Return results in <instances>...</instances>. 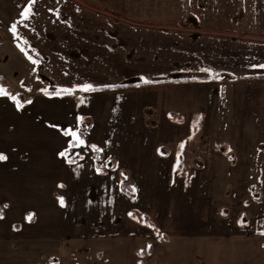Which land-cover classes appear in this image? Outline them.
Instances as JSON below:
<instances>
[{"label": "crops", "instance_id": "0c3cea01", "mask_svg": "<svg viewBox=\"0 0 264 264\" xmlns=\"http://www.w3.org/2000/svg\"><path fill=\"white\" fill-rule=\"evenodd\" d=\"M11 1L0 264L263 262L264 0Z\"/></svg>", "mask_w": 264, "mask_h": 264}, {"label": "snow or ice", "instance_id": "6c2138e0", "mask_svg": "<svg viewBox=\"0 0 264 264\" xmlns=\"http://www.w3.org/2000/svg\"><path fill=\"white\" fill-rule=\"evenodd\" d=\"M30 10H31V3H29V5L25 8V10L21 13L22 17L26 19L28 17V15H29ZM21 22H23V21H21ZM11 30L13 32L16 31V25L15 24L12 26V29ZM29 59H31V57H29ZM259 67L264 68V65H259ZM202 71H210V70H208V69H202ZM144 82L145 83H148L149 81L145 80ZM81 90L86 91V92L87 91H95L93 85H91V84H84V85H82L81 86ZM64 91L71 92L72 90L65 89ZM0 95H8V93H6L3 89H0ZM12 99L13 100H16V97H12ZM29 103H31V101H29ZM17 107H22V105L17 104ZM65 134L66 135H71L72 137H74L75 138L76 145H82V144H84V141L79 138V135L76 132H73V131L69 130ZM93 147H95V146H93ZM181 147H183V144L181 145ZM61 155L63 156L64 153H61ZM3 159H6V157L3 156V154H0V160H3ZM60 202H61V205L64 204L63 198H60ZM130 215H131V213H130ZM29 219H31V217H29ZM262 234H264V233H262Z\"/></svg>", "mask_w": 264, "mask_h": 264}, {"label": "rangeland", "instance_id": "374dc122", "mask_svg": "<svg viewBox=\"0 0 264 264\" xmlns=\"http://www.w3.org/2000/svg\"><path fill=\"white\" fill-rule=\"evenodd\" d=\"M19 1H21V0H19ZM14 4L15 2H12L11 0H0V4ZM1 70V69H0ZM24 98V97H23ZM259 190V189H258ZM255 191H257V189H255ZM258 192V191H257ZM261 192V191H260ZM252 200L253 201H258V199H260V198H256L255 196H253L252 195ZM255 215H253V217H254ZM248 216H247V213H242L241 215L240 214H238L237 215V224H243L244 222V220L243 219H245V218H247ZM255 218V217H254ZM242 221V222H241ZM258 242H264V240H259ZM143 253H145V252H142V254ZM221 253V252H220ZM225 252H223L222 253V256L220 257V262H219V264L221 263V264H226V262L228 263V264H242L243 262H245L244 260H243V258H241V256H239L238 255V253L236 254V256H234V253H232V252H230L231 253V256H229V257H224V254ZM257 260H258V262H257ZM260 258H255L254 256H253V258H252V264H264V261L263 262H261L260 263ZM246 263V262H245ZM247 263H248V261H247ZM206 264H207V262H206ZM244 264V263H243Z\"/></svg>", "mask_w": 264, "mask_h": 264}, {"label": "trees", "instance_id": "16d2710c", "mask_svg": "<svg viewBox=\"0 0 264 264\" xmlns=\"http://www.w3.org/2000/svg\"><path fill=\"white\" fill-rule=\"evenodd\" d=\"M21 96H17V98L20 99ZM122 188L126 189L129 193H131V190L129 189V187L126 184H122Z\"/></svg>", "mask_w": 264, "mask_h": 264}]
</instances>
